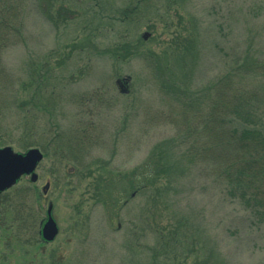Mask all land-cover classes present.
Wrapping results in <instances>:
<instances>
[{
    "label": "rangeland",
    "instance_id": "rangeland-1",
    "mask_svg": "<svg viewBox=\"0 0 264 264\" xmlns=\"http://www.w3.org/2000/svg\"><path fill=\"white\" fill-rule=\"evenodd\" d=\"M10 9L19 32L0 51V148H38L21 136L46 121L61 139L77 128L90 138L77 164L55 160L51 146L35 182L23 176L4 191L28 219L21 232L11 216L1 224L0 264H264V220L229 200L177 139L204 140L185 128L205 129L232 64L264 63V0H12ZM123 45L135 53L112 56ZM239 82L264 89V78ZM154 155L155 181L140 178L134 191L127 178L147 176ZM49 205L58 233L45 242Z\"/></svg>",
    "mask_w": 264,
    "mask_h": 264
},
{
    "label": "trees",
    "instance_id": "trees-1",
    "mask_svg": "<svg viewBox=\"0 0 264 264\" xmlns=\"http://www.w3.org/2000/svg\"><path fill=\"white\" fill-rule=\"evenodd\" d=\"M11 5L12 0L0 1V51L5 42L19 32L14 25L17 15L12 13ZM138 41L140 42L141 39ZM134 50L133 46L123 45L113 48L111 53L114 57L125 58ZM144 56L143 61L150 62L154 54L148 52ZM147 65L149 67L148 63ZM229 70L228 80L225 79L222 85H218L215 93L212 89L211 100L207 106L208 112H206L208 114L204 113L208 117L205 129L196 133L193 126L185 128L188 136L195 140L198 138L204 140L186 147L184 142L186 134L181 133L182 138L177 139L182 149L188 148L183 156L202 166L207 177L221 187L229 200L237 202L253 217L264 220V89L262 91L259 89L260 92L255 89H245L239 82L247 77L264 78V63L249 62L236 66L232 64ZM232 73L234 75H231ZM193 116L197 119V116ZM40 117H36L37 120H40ZM33 129L39 140H31L34 137L31 133ZM84 129H75L73 138L64 139L62 136L61 139L56 126L47 121L43 124H27L21 140L26 142L24 149L38 147L44 156L49 155L51 146H55L56 151L52 152L55 160H64L75 165L78 162L77 155L82 153L89 142L90 136ZM46 138L48 142L43 143L41 140ZM154 156L157 160L154 161V158L150 157L146 163L147 176L145 174L144 177L143 171L140 177L138 174H132L129 176L130 179L127 178L134 191L138 188L137 181L139 183L140 178L144 183L155 181L158 156ZM144 183L140 182L141 185ZM102 192L106 194L107 190L102 189ZM22 206H24L23 202L14 201L7 192L0 193V233L8 231V228L1 225L3 221L5 223L7 216L13 217L12 221L17 224L18 232L25 229L28 217Z\"/></svg>",
    "mask_w": 264,
    "mask_h": 264
},
{
    "label": "water",
    "instance_id": "water-1",
    "mask_svg": "<svg viewBox=\"0 0 264 264\" xmlns=\"http://www.w3.org/2000/svg\"><path fill=\"white\" fill-rule=\"evenodd\" d=\"M147 38V34L143 35V39ZM126 78H118L114 80V85L118 93L122 95L128 94ZM43 159V154L37 148H30L26 152L20 154L15 153L8 147L0 148V193L12 188L22 176H30V180L35 182L37 176L34 173L38 163ZM51 205L47 209V219L41 229V237L45 242L54 240L58 233V228L51 216Z\"/></svg>",
    "mask_w": 264,
    "mask_h": 264
}]
</instances>
